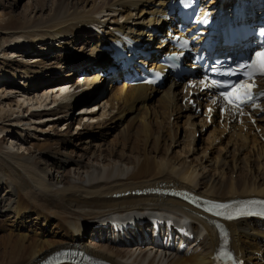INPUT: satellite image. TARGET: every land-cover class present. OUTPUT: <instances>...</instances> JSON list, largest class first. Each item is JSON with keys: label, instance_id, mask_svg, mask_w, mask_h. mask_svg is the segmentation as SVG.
<instances>
[{"label": "bare ground", "instance_id": "1", "mask_svg": "<svg viewBox=\"0 0 264 264\" xmlns=\"http://www.w3.org/2000/svg\"><path fill=\"white\" fill-rule=\"evenodd\" d=\"M166 2L37 0L28 14L0 15V72L12 76L0 79V190L5 195H0V264H38L74 246L112 264H212L220 239L199 211L168 195L132 192L173 188L221 201L264 198L263 115L252 112L255 126L246 119L219 124L214 117L208 124L195 88L189 87L191 98L200 110L181 103L188 95L181 81L167 77L161 87H152L100 75L108 61L100 46L110 29L149 42L154 39L149 27L159 23ZM4 38L17 46L13 51H45L53 59L43 57L32 66L22 61L25 56L10 59ZM83 53L88 54L84 60ZM17 78L25 82L19 95L12 85ZM259 84L264 88V81ZM74 120L89 132L87 140L81 131H55L59 122L63 129ZM181 129L186 141L179 137ZM197 132L206 146L194 142ZM112 216L125 223L165 216L188 217L191 223L184 237L163 227L155 236L148 223L124 233L112 226L92 230ZM228 229L231 248L246 264H264V221L230 222ZM170 242L188 250L161 247Z\"/></svg>", "mask_w": 264, "mask_h": 264}, {"label": "rangeland", "instance_id": "2", "mask_svg": "<svg viewBox=\"0 0 264 264\" xmlns=\"http://www.w3.org/2000/svg\"><path fill=\"white\" fill-rule=\"evenodd\" d=\"M13 2H15V0H13ZM13 2H12V0H5V1H3V2H1L0 3V15L1 16H3V13H8V12H10L11 11V13L14 15V16H21V15H23V14H28L29 12H30V10L31 9H34L35 7L37 8V0H16V2L14 3V5L12 6L11 4H13ZM29 2V3H28ZM35 8V9H36ZM0 20H1V18H0ZM3 42H6V44H4L5 46L3 47V48H5L6 50H5V52L8 54V56H9V58L10 59H17V60H20L22 57L21 56H25V58H22V61H24V62H27L29 65H34V64H36V62H38V60H42L41 58H43V57H45V59L44 60H48V59H53L52 57H51V55L50 54H48V55H46L45 53V51H40V52H38L39 51V48L37 49V52H38V54H35V53H29V54H23L22 53V51L20 52L19 50H12V49H15L17 46H14L15 44L14 43H12L13 41H11V40H9V39H6V38H4V40H3ZM9 43H11V45L9 44ZM7 44H8V46H7ZM15 47V48H13V46ZM58 44H55L54 45V48H58ZM78 46H79V44L77 43L76 45H74V47H72V49H71V51L69 52V53H74V50H76L77 48H78ZM29 50H31V49H29ZM60 50V49H59ZM55 52V51H54ZM44 53V55L42 56V54ZM56 53H59L58 51H56ZM23 54V55H22ZM21 55V56H20ZM54 55H56L55 53H53L52 54V56H54ZM86 57H88V54H86V53H83V55H82V57L80 58V59H82V60H84ZM51 62H52V60H50ZM49 61V62H50ZM48 62V63H49ZM46 63V62H45ZM7 71V70H6ZM9 70H8V72H3V71H1L0 72V75L2 74V77L0 78V79H2V80H6L7 78H8V76L10 77L11 75L9 74ZM62 73V72H61ZM61 73H59V76L61 75ZM4 75V76H3ZM63 75V74H62ZM61 75V76H62ZM12 77V76H11ZM78 77V76H77ZM14 84H16V86L14 85ZM12 85L13 86H15L16 88V90H17V95H19V94H21V91H23V87H24V85H25V82L23 81V80H15L14 79V81H13V83H12ZM23 85V86H22ZM43 86H45V87H47V84H44ZM21 87V88H20ZM11 95L10 96H14V94L13 93H10ZM13 94V95H12ZM28 105L27 104H24V107H27ZM83 106L82 105H79L78 107H76L73 111H74V113H76V115H78L79 113V110H80V108H82ZM87 121H85L84 123H86ZM62 123H63V121H61V122H59V124H57V127L55 128V131L57 132V133H59V134H64L65 132H67V133H73V132H80L81 131V136L83 137V141H85V140H87L88 139V134H89V132L87 131V130H83L82 129V126H83V124L81 123V125L79 126V127H77L78 125H77V121L76 120H74L71 124L69 123L68 125H64L63 126V129H62ZM183 123V121H181V124ZM185 128V127H184ZM183 128V129H184ZM183 129H181V131H180V135H179V137L181 138V139H183V141H186V138L184 137V130ZM83 131V132H82ZM50 133L52 134L53 132L52 131H50ZM56 133V134H57ZM39 133L38 132H36V134H35V136L37 135L38 137H42V136H40V135H38ZM4 136V134L2 135V134H0V139L2 138ZM183 137V138H182ZM34 138H36V137H34ZM206 141V142H205ZM194 142L196 143L197 142V144L196 145H199V144H203L204 146H206L207 144L206 143H208L207 142V140H206V138H204V136H202L201 134H198V132L196 133V135L194 136ZM8 143H9V141H8ZM75 143L77 144V147H79V145L81 144V142H79V143H77L76 141H75ZM0 145H2L3 146V144H1L0 143ZM16 150V149H15ZM17 150L19 151L20 150V148H17ZM23 150V149H22ZM57 156H60V155H57ZM0 195L1 196H5L4 194H3V192H1V190H0ZM3 211H1L0 210V218H3V215H4V213H2ZM86 236H88V234L86 235ZM85 236V237H86ZM89 237V236H88ZM85 240V239H84ZM87 240V239H86Z\"/></svg>", "mask_w": 264, "mask_h": 264}, {"label": "snow or ice", "instance_id": "3", "mask_svg": "<svg viewBox=\"0 0 264 264\" xmlns=\"http://www.w3.org/2000/svg\"><path fill=\"white\" fill-rule=\"evenodd\" d=\"M260 35L264 36V30H261ZM256 58L259 59L260 74L264 75V50L258 51L256 53ZM255 63H256V60L254 59L253 60V64H255ZM242 67H244V66L243 65L238 66V68H242ZM226 74H228V75H236L237 72L229 69ZM249 87H251V85H249ZM237 91H238V89H237ZM221 95L225 96V97H232L234 95V93L231 90H228V91L222 92ZM241 103L242 104L243 103H247V100L241 101ZM226 218H229V217H226Z\"/></svg>", "mask_w": 264, "mask_h": 264}]
</instances>
